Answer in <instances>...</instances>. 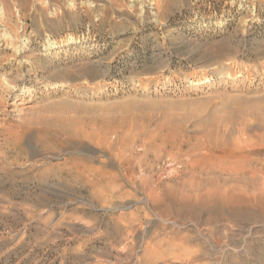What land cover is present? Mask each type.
<instances>
[{
	"label": "rangeland",
	"instance_id": "obj_1",
	"mask_svg": "<svg viewBox=\"0 0 264 264\" xmlns=\"http://www.w3.org/2000/svg\"><path fill=\"white\" fill-rule=\"evenodd\" d=\"M143 263L264 264V0H0V264Z\"/></svg>",
	"mask_w": 264,
	"mask_h": 264
},
{
	"label": "bare ground",
	"instance_id": "obj_2",
	"mask_svg": "<svg viewBox=\"0 0 264 264\" xmlns=\"http://www.w3.org/2000/svg\"><path fill=\"white\" fill-rule=\"evenodd\" d=\"M174 162H175V161H174ZM232 169H233V168H231V170H230V169H229V170L232 171ZM163 170H164V169H163ZM231 202H234V201H232V200H228L226 203H229V204H230ZM191 259H192V257H191ZM191 259H190V260H191ZM188 260H189V259H188ZM143 264H144V263H143Z\"/></svg>",
	"mask_w": 264,
	"mask_h": 264
}]
</instances>
